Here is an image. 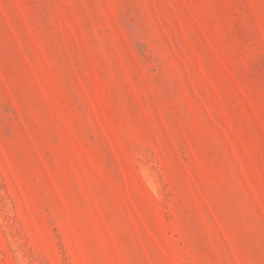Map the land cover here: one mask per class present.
Instances as JSON below:
<instances>
[{
	"label": "rangeland",
	"instance_id": "1",
	"mask_svg": "<svg viewBox=\"0 0 264 264\" xmlns=\"http://www.w3.org/2000/svg\"><path fill=\"white\" fill-rule=\"evenodd\" d=\"M0 264H264V0H0Z\"/></svg>",
	"mask_w": 264,
	"mask_h": 264
}]
</instances>
